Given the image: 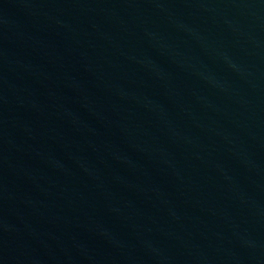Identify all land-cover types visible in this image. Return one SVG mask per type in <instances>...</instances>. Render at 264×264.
I'll list each match as a JSON object with an SVG mask.
<instances>
[{"label": "water", "instance_id": "95a60500", "mask_svg": "<svg viewBox=\"0 0 264 264\" xmlns=\"http://www.w3.org/2000/svg\"><path fill=\"white\" fill-rule=\"evenodd\" d=\"M0 264H264V0H0Z\"/></svg>", "mask_w": 264, "mask_h": 264}]
</instances>
